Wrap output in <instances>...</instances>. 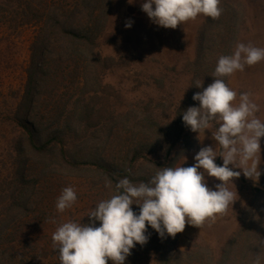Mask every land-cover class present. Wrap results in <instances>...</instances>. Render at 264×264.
Segmentation results:
<instances>
[{
	"label": "rangeland",
	"instance_id": "rangeland-1",
	"mask_svg": "<svg viewBox=\"0 0 264 264\" xmlns=\"http://www.w3.org/2000/svg\"><path fill=\"white\" fill-rule=\"evenodd\" d=\"M87 1L92 6L84 10L83 4ZM100 2L0 0L4 8V17L0 20V222L9 219V206L12 208L21 202L17 197L24 198L30 193V184L16 185L18 161L15 160L14 144L19 129L9 117L12 118L24 93L29 70L36 65V60L32 61L37 54L35 57L32 54L38 53L43 45L50 52L47 65L53 71L46 88L50 93L48 100L52 101L46 111L54 100L69 97L58 121L64 122L66 116L67 124L81 126L83 136L90 135L92 130H97L98 136L99 133L105 136V128L111 123L133 128L151 114L156 123L166 119L171 121L187 97L213 82L214 68L220 56L231 55L237 43L264 48V0H219L218 7L222 10L219 17L211 19L197 15L195 19L178 24L175 29L153 24L140 9L142 0H133L131 4L127 0ZM27 6L34 10L32 13L36 11L34 14L73 12V20L68 26L79 29L89 25L94 31L93 57L89 56L85 62L83 58L79 60L78 56L65 54L66 39L60 35H48L45 30L41 33L42 23L37 17L28 20L21 14L27 11L33 15ZM129 21L131 27L125 28ZM221 79L237 93L234 104H238L240 93H247L257 106L255 116L264 121V60L246 65L243 71ZM198 84H201L200 88L195 87ZM84 103H87L86 108ZM74 107L76 114L68 116L67 112ZM216 126L217 122L212 121V130ZM99 127L103 131H99ZM185 141V150L174 167L190 166L194 163L193 155L201 147L215 149L216 144L209 130L197 134L188 129ZM179 146L180 143L177 148ZM260 148L258 169L261 175L258 181L254 184L241 174L233 179V185L226 183L225 186L238 196L232 206L199 226L186 223L183 231L169 241L173 248L179 252L200 249L202 262L215 261L220 258L225 243L242 228L245 230L255 214L264 221V195L255 196V188H264L261 185L264 179V137L260 138ZM219 151L217 148L218 154ZM214 162L219 165L222 160L216 157ZM38 167V164L34 165L35 169ZM52 169L57 172L52 171L54 173L40 179L41 191L35 189L40 193L32 199L34 210L27 217L21 215L9 227L10 232L4 233L8 243L1 248L10 252L14 264H60L52 234L62 223L82 224L101 199L98 190H94L95 193L87 191L89 187L80 179L85 172L67 168L61 181V170L57 166ZM205 179L211 188L220 183L215 178L206 176ZM65 187L73 189L76 200L63 212H58L55 203ZM16 188L21 189L17 192ZM131 207L135 208V205ZM12 238L15 240L11 243ZM136 251L140 253L143 248ZM253 255L250 254L248 262L252 259L251 264H264L263 256ZM130 258L129 255L125 264H154L152 256L147 261L131 259L128 262ZM196 262L195 258L190 261L191 264ZM106 264H112V261L107 260Z\"/></svg>",
	"mask_w": 264,
	"mask_h": 264
},
{
	"label": "clouds",
	"instance_id": "clouds-1",
	"mask_svg": "<svg viewBox=\"0 0 264 264\" xmlns=\"http://www.w3.org/2000/svg\"><path fill=\"white\" fill-rule=\"evenodd\" d=\"M218 4L219 0H142L140 9L156 26L175 29L197 15L219 17L222 10ZM124 26L130 28L131 21ZM262 60L264 48L244 43H237L231 55L217 59L213 82L192 96L198 106H190L181 114L182 123L189 131L211 132L215 149L201 147L193 155L194 163L190 166L163 167L146 183L120 179L115 185L116 194L97 203L88 213L87 223L70 221L56 228L51 239L60 264H106L107 260L125 264L131 250L149 239L148 228L160 239L174 237L183 231L186 223L199 226L232 206L238 196L226 183L233 185V179L241 174L253 183L258 181L264 121L255 116L257 106L247 93H240L238 104L233 103L237 93L221 77ZM214 120L217 126L212 130ZM216 157L221 158V164L214 162ZM206 176L220 183L211 188ZM75 200L73 189L65 187L55 208L63 212ZM132 205H137L138 211Z\"/></svg>",
	"mask_w": 264,
	"mask_h": 264
},
{
	"label": "trees",
	"instance_id": "trees-1",
	"mask_svg": "<svg viewBox=\"0 0 264 264\" xmlns=\"http://www.w3.org/2000/svg\"><path fill=\"white\" fill-rule=\"evenodd\" d=\"M100 3L104 4L105 0H101ZM90 5V1L85 2L84 10H88ZM2 6L0 4V20L4 17ZM27 9L31 11L32 16L27 14V11H22L21 14L28 17V20L37 17V21L42 23L41 33L45 30L48 31V35H60L66 39L65 54L72 57L78 56L79 60L83 58L85 62L89 56L93 57L91 48L94 31H91L89 25L80 26L79 29L68 26L73 20V12L68 13L63 10L59 14L58 12L34 14L36 11L32 13L34 10L30 6H27ZM46 26L47 28L44 29ZM46 47L43 45L38 53L35 51L32 54V57L37 54L36 59L32 61L34 63L36 60V65L29 70L24 93L16 105L12 118L9 117L19 129L14 144L15 160L18 161L16 185L30 184L28 187L30 193L24 198L17 197L21 202L16 206L13 205L12 208L9 206V219L0 222V264H14V258L10 252L1 248L3 244L8 243L4 233L10 232L9 227L21 215L27 217L34 210L32 199L36 193H40L36 190L41 191L42 185L39 181L42 177H48V173L57 172L52 169L53 167L57 166L61 170V181L65 178L67 168L85 172L86 174L82 173L80 179L89 187L87 191L98 190L100 201L116 194L115 185L122 178L126 177L132 183H146L161 168L175 166L177 159L185 150L184 145H187L185 140L188 128L183 125L181 114L190 106H198V102L193 101L190 96L177 108L175 117L171 121L166 119L156 123L151 114L143 118L139 124H134L133 128L119 127L111 123L105 128V136L100 133L99 136L96 135L97 130H92L90 135L83 136L81 126L67 124L66 116L64 122L58 121L69 97L54 100L46 111L49 101H52V99L48 100L50 93L46 90L48 77L53 73L51 67L47 65L50 52ZM83 69L85 73V67ZM83 86L86 85L83 84ZM92 96L95 95L92 93ZM86 104H83L85 108ZM52 114L54 116L50 118ZM75 114L76 107L67 112L68 116ZM79 115L81 116L80 113ZM48 119L49 122H47ZM99 131H103L102 128L99 127ZM179 143L180 146L177 148ZM176 148V153H173ZM36 164L39 166L37 169L34 168ZM263 182L264 179L261 182L264 186ZM35 183L38 185L36 186ZM19 189L21 188H16V191L18 192ZM257 195L263 196L264 188H255V196ZM133 210L138 211V206L135 205ZM262 219L263 217L255 214L245 230L242 228L225 243L220 258L215 261L210 259L208 262H202L203 254L200 252L202 250L179 252L172 247L173 243L169 244L173 237L160 239L153 230L148 228L149 239L145 244L136 245L131 250V258L128 262L131 259L147 261V258L152 256L151 260L154 264H191L190 261L193 258L197 260L196 264H225V262L251 264L252 259L248 262L250 254L264 257V221ZM87 222L88 217L83 223ZM20 227L21 225L18 226ZM14 240L15 238H12L11 243ZM255 242L257 244H254ZM148 244H152V247H148ZM138 248H143V251L138 253L136 251ZM149 251L151 253L148 257Z\"/></svg>",
	"mask_w": 264,
	"mask_h": 264
}]
</instances>
